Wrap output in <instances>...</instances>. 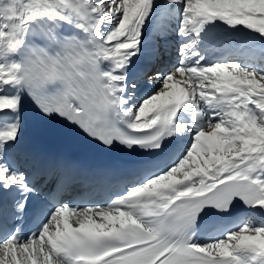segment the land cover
<instances>
[{
  "label": "snow or ice",
  "instance_id": "6c2138e0",
  "mask_svg": "<svg viewBox=\"0 0 264 264\" xmlns=\"http://www.w3.org/2000/svg\"><path fill=\"white\" fill-rule=\"evenodd\" d=\"M0 264H264V0H0Z\"/></svg>",
  "mask_w": 264,
  "mask_h": 264
},
{
  "label": "bare ground",
  "instance_id": "6f19581e",
  "mask_svg": "<svg viewBox=\"0 0 264 264\" xmlns=\"http://www.w3.org/2000/svg\"><path fill=\"white\" fill-rule=\"evenodd\" d=\"M173 60H175V56H173ZM59 143H60V145H62V146H71V145H77V143L76 142H72V143H66V142H62V141H60L59 140Z\"/></svg>",
  "mask_w": 264,
  "mask_h": 264
}]
</instances>
